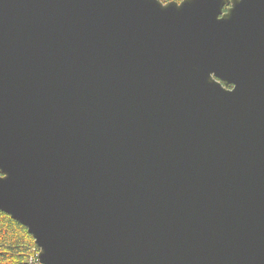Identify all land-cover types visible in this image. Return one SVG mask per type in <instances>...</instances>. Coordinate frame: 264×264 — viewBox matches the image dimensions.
Returning <instances> with one entry per match:
<instances>
[{"label":"water","instance_id":"obj_1","mask_svg":"<svg viewBox=\"0 0 264 264\" xmlns=\"http://www.w3.org/2000/svg\"><path fill=\"white\" fill-rule=\"evenodd\" d=\"M0 211L39 264H264V0H0Z\"/></svg>","mask_w":264,"mask_h":264},{"label":"trees","instance_id":"obj_2","mask_svg":"<svg viewBox=\"0 0 264 264\" xmlns=\"http://www.w3.org/2000/svg\"><path fill=\"white\" fill-rule=\"evenodd\" d=\"M38 252L35 241L27 229L0 211V264H26Z\"/></svg>","mask_w":264,"mask_h":264},{"label":"built area","instance_id":"obj_3","mask_svg":"<svg viewBox=\"0 0 264 264\" xmlns=\"http://www.w3.org/2000/svg\"><path fill=\"white\" fill-rule=\"evenodd\" d=\"M29 264H39L37 255H35L34 257H31V259L29 260Z\"/></svg>","mask_w":264,"mask_h":264},{"label":"flooded vegetation","instance_id":"obj_4","mask_svg":"<svg viewBox=\"0 0 264 264\" xmlns=\"http://www.w3.org/2000/svg\"><path fill=\"white\" fill-rule=\"evenodd\" d=\"M227 88H228V89H230V88H231V86H227Z\"/></svg>","mask_w":264,"mask_h":264}]
</instances>
